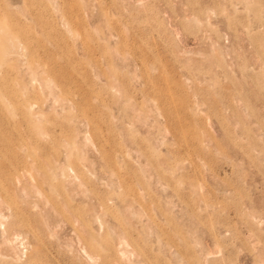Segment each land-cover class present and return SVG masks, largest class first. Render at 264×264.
Wrapping results in <instances>:
<instances>
[{
    "label": "rangeland",
    "instance_id": "obj_1",
    "mask_svg": "<svg viewBox=\"0 0 264 264\" xmlns=\"http://www.w3.org/2000/svg\"><path fill=\"white\" fill-rule=\"evenodd\" d=\"M0 224V264H264V0H0Z\"/></svg>",
    "mask_w": 264,
    "mask_h": 264
},
{
    "label": "bare ground",
    "instance_id": "obj_2",
    "mask_svg": "<svg viewBox=\"0 0 264 264\" xmlns=\"http://www.w3.org/2000/svg\"><path fill=\"white\" fill-rule=\"evenodd\" d=\"M1 223H2V222H1ZM2 224H3V223H2ZM0 225H1V224H0ZM3 225H4V224H3ZM2 227H3V226H2ZM5 239H7V241H8V238H5ZM5 239H4V240H5ZM21 239H22V238H21ZM4 240H3V241H4ZM13 240H15V239H13ZM7 241H6V242H7ZM21 243H22V242H21ZM24 251H25V249H24ZM16 256H17V255H16ZM13 258H14V257H13ZM18 258H19V255H18ZM18 258H16V259H18ZM21 258H22V257L20 256V259H21ZM18 260H19V259H18Z\"/></svg>",
    "mask_w": 264,
    "mask_h": 264
}]
</instances>
